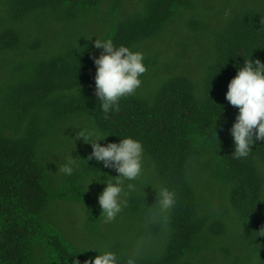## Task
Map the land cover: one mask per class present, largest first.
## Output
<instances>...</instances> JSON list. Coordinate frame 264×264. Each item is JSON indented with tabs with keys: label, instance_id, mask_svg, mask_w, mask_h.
I'll return each mask as SVG.
<instances>
[{
	"label": "trees",
	"instance_id": "16d2710c",
	"mask_svg": "<svg viewBox=\"0 0 264 264\" xmlns=\"http://www.w3.org/2000/svg\"><path fill=\"white\" fill-rule=\"evenodd\" d=\"M96 38L143 53L148 69L107 115ZM250 58L264 63V0H0V264H85L93 249L118 264H264V141L232 157L238 109L225 98ZM93 128L101 144L144 149L109 223L106 185L89 181L118 174L76 139ZM160 187L177 193L164 213Z\"/></svg>",
	"mask_w": 264,
	"mask_h": 264
},
{
	"label": "clouds",
	"instance_id": "9594fccd",
	"mask_svg": "<svg viewBox=\"0 0 264 264\" xmlns=\"http://www.w3.org/2000/svg\"><path fill=\"white\" fill-rule=\"evenodd\" d=\"M94 46L102 50L98 58L93 57L97 69L95 95L105 115L110 111L119 112L121 99L133 95L142 84L141 76L148 70L143 62L144 55L132 51L127 46L117 47L111 39L96 38ZM237 69V75L230 81L225 98L231 106L238 109L230 134L234 142L232 157L240 159L247 158L258 141H264V63L259 59H245L244 65L237 66ZM81 138L85 142L87 139L86 143L93 149L88 157L89 161L94 159L97 163H102L104 168L114 169L118 174L115 178L107 180L93 178L89 181V185L94 180L106 185L98 197V203L104 222H112L127 207L125 197L136 190L134 183H127L126 191L125 182L135 181L143 173V145L131 137L122 138L119 143L101 144L107 137L95 128L86 133L79 131L76 139ZM78 159L80 158L73 157V153L68 154L58 166V173L71 176L78 168ZM155 191V205L161 213L175 206V191L167 187H160ZM259 232L264 236V230ZM93 250L99 255L85 261V264H118L114 252ZM74 264H80L79 259H76ZM127 264H135V260L129 258Z\"/></svg>",
	"mask_w": 264,
	"mask_h": 264
}]
</instances>
